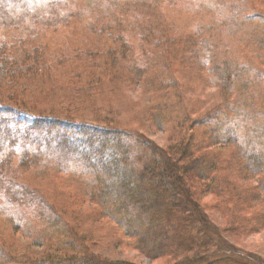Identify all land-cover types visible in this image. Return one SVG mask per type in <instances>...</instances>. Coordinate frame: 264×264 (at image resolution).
Listing matches in <instances>:
<instances>
[{
    "label": "rangeland",
    "instance_id": "rangeland-1",
    "mask_svg": "<svg viewBox=\"0 0 264 264\" xmlns=\"http://www.w3.org/2000/svg\"><path fill=\"white\" fill-rule=\"evenodd\" d=\"M6 1L23 6L9 9L11 17L6 20L0 9V37L21 53L42 52L45 62L61 70L62 77L32 76L37 95L26 100L4 94L0 101L41 118L128 131L148 147V159L156 150L172 156L175 147L197 133V121L203 123L217 112L237 121L228 103H239L242 97L223 88V74L236 69L254 77L264 75V0H27V4L0 0ZM171 36L181 40L179 47L187 46V57L165 58L155 61L153 69L143 70L146 49L155 51ZM120 39L131 43L133 55L127 58L136 62L124 71L118 68L124 59L112 63L108 56L110 50L121 47L116 42ZM197 43L210 45L209 51L197 53ZM142 70L148 74L162 70L170 79L131 74ZM250 102L256 105L248 111L253 112L252 118L264 119V96ZM208 137L207 142H197V156L217 158L218 164L211 165L215 170L207 165L201 178L206 179L204 183L185 181L196 189L193 196L216 232L213 237L221 238L208 246L212 252L216 247L220 252L234 248L237 264L243 259L264 264V202L254 196L263 194L259 187L264 174H239L233 168L238 164V150L217 145ZM21 163L11 159L8 176L37 198L39 208L25 211L24 219L17 214L18 221L0 214V264H37L61 256L68 251L60 240L66 234L65 242L76 250L69 256L100 264H179L189 256L182 251L153 260L137 250L135 241L118 226L102 218L90 199L86 177L49 167H20ZM250 189L256 191L245 195ZM54 221L57 228L51 227Z\"/></svg>",
    "mask_w": 264,
    "mask_h": 264
},
{
    "label": "trees",
    "instance_id": "trees-1",
    "mask_svg": "<svg viewBox=\"0 0 264 264\" xmlns=\"http://www.w3.org/2000/svg\"><path fill=\"white\" fill-rule=\"evenodd\" d=\"M20 1L28 3L27 0ZM16 3L0 2V9H3L5 15L2 20L11 17L9 9L15 10L14 7L23 6L19 1ZM153 33L154 29L151 35ZM116 42L120 43L121 47L109 51L110 62H121L124 59L122 65L114 66H119L122 71L134 68L136 62L127 58L129 54L133 55L129 47L131 43L122 42L121 39ZM179 43L183 44L173 36L165 37L164 42H161L155 51L148 52L146 49V67L143 70L153 69L155 61L165 58L187 57V46L179 47ZM209 48L210 45L204 47L198 43L194 46L197 53L209 51ZM45 61L46 57L42 52L35 50L31 53H21L17 46H9L8 42L0 37V96L5 94L9 99L18 96L27 100L37 95L38 92L32 90L31 79L34 78L30 77L62 73L61 70L57 71V68L51 69V65ZM162 69L165 70L166 67L163 66ZM143 70V73L131 71V74H148ZM161 72L148 75L160 81L170 79L166 72ZM262 72L264 74V71ZM223 75V88H226L228 94L235 95L240 92L242 97L239 103H228L229 110L236 113L237 121L233 122L230 116L217 112L203 123L197 121V133L175 147L171 151L172 156L156 150L151 153L150 159L146 158L150 153L148 147L141 145L136 135L128 131L41 118L27 109L0 101V214L5 212V215L14 220H17V214H21L24 219L28 217L25 211L37 212L39 208L37 198L27 193L16 179L8 176L11 171L10 160L17 158L22 162L20 167L23 164L29 165L31 169L49 167L86 177L90 199L98 207L102 218L105 217L118 226L126 236L135 241L137 250L153 260L165 253L180 254L179 252L185 251L189 256H185L184 261H179V264H237L239 259L237 260L238 254H235L234 248L225 247L226 251L220 252L216 247L215 252H212L208 246L215 241H221V238L213 237L216 232L203 213L201 204L193 196L196 189L187 187L185 183H204L206 179L201 178L205 176L203 170L207 169V165L208 169L215 170L211 165L218 164L217 158L197 156V142L200 139L207 142L209 135L215 144L223 145L222 147L232 146L238 150V164L234 163L233 168L239 174H264V119L259 115L252 118L253 112L248 113L251 107H256L250 101L254 97L264 96V75L254 77L236 69ZM43 77L47 78L46 75ZM59 77L62 75L59 74ZM245 113H248L247 117L241 116ZM259 114L261 115V112ZM225 162H220L219 166H224ZM259 188V191L263 192L260 194L262 198L259 194L254 196L264 202V181L260 183ZM254 191L256 190L250 189L244 192L249 195L254 194ZM48 225L49 228L52 222ZM51 227H58L56 221ZM63 237V240H60L63 241V248L68 251L37 264H100L78 255L69 256L76 252L75 246L65 242L69 240L67 234ZM197 251L201 253L196 255ZM240 264L251 263L248 259H243Z\"/></svg>",
    "mask_w": 264,
    "mask_h": 264
}]
</instances>
